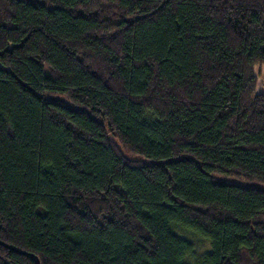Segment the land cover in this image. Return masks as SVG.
I'll return each instance as SVG.
<instances>
[{
    "label": "trees",
    "instance_id": "obj_1",
    "mask_svg": "<svg viewBox=\"0 0 264 264\" xmlns=\"http://www.w3.org/2000/svg\"><path fill=\"white\" fill-rule=\"evenodd\" d=\"M264 0H0V264H264Z\"/></svg>",
    "mask_w": 264,
    "mask_h": 264
},
{
    "label": "rangeland",
    "instance_id": "obj_2",
    "mask_svg": "<svg viewBox=\"0 0 264 264\" xmlns=\"http://www.w3.org/2000/svg\"><path fill=\"white\" fill-rule=\"evenodd\" d=\"M253 73L256 77V91L264 92V68L254 66Z\"/></svg>",
    "mask_w": 264,
    "mask_h": 264
}]
</instances>
